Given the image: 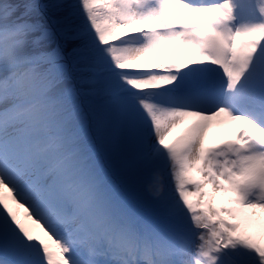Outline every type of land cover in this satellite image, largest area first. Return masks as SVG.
I'll return each mask as SVG.
<instances>
[{
	"label": "snow or ice",
	"instance_id": "1",
	"mask_svg": "<svg viewBox=\"0 0 264 264\" xmlns=\"http://www.w3.org/2000/svg\"><path fill=\"white\" fill-rule=\"evenodd\" d=\"M0 264H264V0H0Z\"/></svg>",
	"mask_w": 264,
	"mask_h": 264
},
{
	"label": "bare ground",
	"instance_id": "2",
	"mask_svg": "<svg viewBox=\"0 0 264 264\" xmlns=\"http://www.w3.org/2000/svg\"><path fill=\"white\" fill-rule=\"evenodd\" d=\"M188 123L181 124L177 128L173 129L169 135L167 140L175 137L176 135H185L186 130L188 129ZM235 129L233 125L229 124H220V123H213L212 128L209 129L208 132V137H207V143H215L218 142L222 139H226L228 137H231L234 133ZM223 197L218 196L217 197V204H223L224 202L222 201Z\"/></svg>",
	"mask_w": 264,
	"mask_h": 264
}]
</instances>
